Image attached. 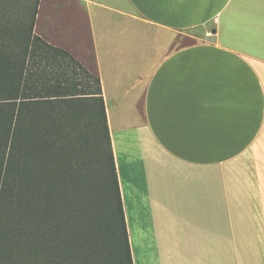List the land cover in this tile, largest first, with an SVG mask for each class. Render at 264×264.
I'll return each mask as SVG.
<instances>
[{
    "label": "crops",
    "instance_id": "1",
    "mask_svg": "<svg viewBox=\"0 0 264 264\" xmlns=\"http://www.w3.org/2000/svg\"><path fill=\"white\" fill-rule=\"evenodd\" d=\"M33 31L92 60L132 264H264V0H39Z\"/></svg>",
    "mask_w": 264,
    "mask_h": 264
},
{
    "label": "trees",
    "instance_id": "2",
    "mask_svg": "<svg viewBox=\"0 0 264 264\" xmlns=\"http://www.w3.org/2000/svg\"><path fill=\"white\" fill-rule=\"evenodd\" d=\"M20 2L0 25V264H132L99 78L34 33L39 0L0 18Z\"/></svg>",
    "mask_w": 264,
    "mask_h": 264
},
{
    "label": "rangeland",
    "instance_id": "3",
    "mask_svg": "<svg viewBox=\"0 0 264 264\" xmlns=\"http://www.w3.org/2000/svg\"><path fill=\"white\" fill-rule=\"evenodd\" d=\"M9 11H8V20L4 18V15L0 18V25H12L13 19L16 12L18 10L22 9V3H18V5L11 4L9 5ZM12 7V9H11ZM13 10V11H11ZM11 11V12H10ZM65 11V10H64ZM14 14V16H13ZM66 17L63 20V25H72L75 27V32L68 36L71 43L74 47H77L81 49L83 52L87 50L88 47V40H87V29H86V23L85 18L81 13H75L73 10L66 9L65 11ZM12 17V18H11ZM15 27V25H14ZM90 73H94V66L91 59L85 60V66H84Z\"/></svg>",
    "mask_w": 264,
    "mask_h": 264
}]
</instances>
